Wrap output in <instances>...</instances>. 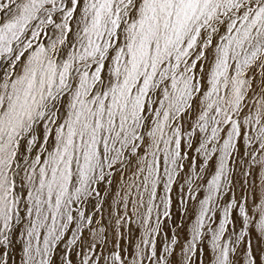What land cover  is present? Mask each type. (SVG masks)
<instances>
[{
    "label": "snow or ice",
    "instance_id": "snow-or-ice-1",
    "mask_svg": "<svg viewBox=\"0 0 264 264\" xmlns=\"http://www.w3.org/2000/svg\"><path fill=\"white\" fill-rule=\"evenodd\" d=\"M0 264H264V0H0Z\"/></svg>",
    "mask_w": 264,
    "mask_h": 264
}]
</instances>
